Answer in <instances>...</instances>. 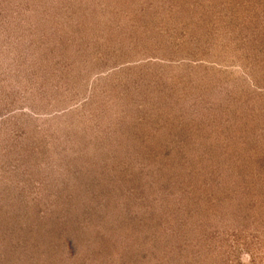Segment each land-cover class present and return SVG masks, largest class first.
<instances>
[{
  "label": "rangeland",
  "instance_id": "rangeland-1",
  "mask_svg": "<svg viewBox=\"0 0 264 264\" xmlns=\"http://www.w3.org/2000/svg\"><path fill=\"white\" fill-rule=\"evenodd\" d=\"M0 264H264V0H0Z\"/></svg>",
  "mask_w": 264,
  "mask_h": 264
}]
</instances>
